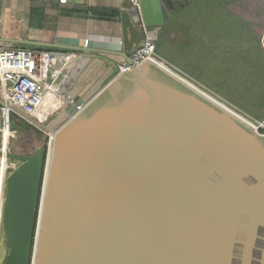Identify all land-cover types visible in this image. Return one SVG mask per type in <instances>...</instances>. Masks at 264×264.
Segmentation results:
<instances>
[{"label":"water","instance_id":"obj_1","mask_svg":"<svg viewBox=\"0 0 264 264\" xmlns=\"http://www.w3.org/2000/svg\"><path fill=\"white\" fill-rule=\"evenodd\" d=\"M141 9L157 34L174 10L165 0ZM86 57L43 122L24 117L47 145L0 148L21 162L5 180L2 264H264V120L150 59L125 73L108 63L93 95L71 98Z\"/></svg>","mask_w":264,"mask_h":264},{"label":"crops","instance_id":"obj_2","mask_svg":"<svg viewBox=\"0 0 264 264\" xmlns=\"http://www.w3.org/2000/svg\"><path fill=\"white\" fill-rule=\"evenodd\" d=\"M130 13L128 0H66L65 3L61 0H0V48L17 47L15 41H31L102 51L100 55L73 54L71 58L51 54L55 62L53 71L63 74L56 93L62 90L77 60L89 55L86 57L89 61L69 94L71 98L86 99L95 93L110 72L106 64L120 66L126 62V55L131 59L135 49L142 45L144 36ZM175 27L177 24L173 23L159 29L157 36H164ZM57 97L55 103L61 99ZM1 128L0 112V148L7 135V131L2 134ZM5 164L6 158L3 169Z\"/></svg>","mask_w":264,"mask_h":264},{"label":"rangeland","instance_id":"obj_3","mask_svg":"<svg viewBox=\"0 0 264 264\" xmlns=\"http://www.w3.org/2000/svg\"><path fill=\"white\" fill-rule=\"evenodd\" d=\"M227 8L244 22L232 17L231 33L236 34V42L227 33L229 18L211 14L204 25L190 28V36L176 27L157 36L156 52L168 65L189 74L248 115L264 120V0H233ZM223 19L225 28L220 22ZM52 108L50 105L45 115ZM12 122L18 131L10 139V150L30 154L47 145L45 136L35 128L27 129L23 118L13 116ZM259 132L263 134L264 128Z\"/></svg>","mask_w":264,"mask_h":264},{"label":"built area","instance_id":"obj_4","mask_svg":"<svg viewBox=\"0 0 264 264\" xmlns=\"http://www.w3.org/2000/svg\"><path fill=\"white\" fill-rule=\"evenodd\" d=\"M61 1L65 3L66 0ZM128 2L130 11L136 13L132 18L134 24L141 30L144 40L142 45L135 49L130 63L125 62L119 66L120 73L141 66L147 59L169 69L170 65H167L157 55V32L145 24L141 0H128ZM53 60L52 55L46 51L24 50L17 47L0 48V112L3 135L6 130L12 137L16 135L17 130L12 128L13 116L23 118L24 121H26L24 117L34 118L41 122L46 119V117L42 119L41 108L47 96H50L56 88L53 86L56 79L54 77L55 72L53 65L50 66V62L53 63ZM82 109V107H78L77 111ZM263 128L264 125H260L259 130H263ZM15 167L16 165H11L8 161L3 169L0 158V264H2L7 252L3 230L5 180ZM2 247H4L3 251Z\"/></svg>","mask_w":264,"mask_h":264},{"label":"flooded vegetation","instance_id":"obj_5","mask_svg":"<svg viewBox=\"0 0 264 264\" xmlns=\"http://www.w3.org/2000/svg\"><path fill=\"white\" fill-rule=\"evenodd\" d=\"M165 1L168 2L174 10L171 14L170 21L160 29L166 28L168 26H171L173 23H176L177 28L182 29V31L186 33V36L187 35L190 36V30H191L190 28L197 25V23L204 25L206 22H208V18L211 14L220 17L222 16L228 17L229 21L231 22L229 30L232 31H233V29H231L232 17L234 16L236 20L239 22L242 21L241 17H239V15L236 12L234 13L230 8L229 9L227 8V5L231 4L233 0H165ZM220 22H222L225 28V20L223 19ZM189 23H192V26H189L188 25ZM161 34L163 35L164 31H162ZM233 42H236V40L234 39ZM186 75L191 77L189 74Z\"/></svg>","mask_w":264,"mask_h":264},{"label":"bare ground","instance_id":"obj_6","mask_svg":"<svg viewBox=\"0 0 264 264\" xmlns=\"http://www.w3.org/2000/svg\"><path fill=\"white\" fill-rule=\"evenodd\" d=\"M54 64H55V62H50V66L51 65H53L54 66ZM160 64H162V63H160ZM164 65V64H163ZM159 66H161V67H163V68H165V69H167L166 67H164V66H162V65H159ZM169 70V69H168ZM63 74H62V72H57V73H55V76L54 77H56V80H57V78H60L61 77V79L63 78V76H62ZM62 81V80H61ZM53 86L54 87H58V85L57 84H53ZM56 90H53L52 91V94H50V96H47V98H46V101L43 103V105H42V108H41V111H42V116L43 115H45V111L47 110V108L50 106V105H53V108H52V110H51V112L50 113H48V114H46L43 118H45V117H47V116H49L54 110H55V108H56V106H58L59 105V103H55L56 101H57V96H58V94H56V92H55ZM203 93H205V94H207L206 92H203ZM57 95V96H56ZM214 98V97H213ZM216 101H218L216 98H214ZM222 106H224L225 107V104H223L222 102H220V101H218ZM228 108V107H227ZM42 118V119H43ZM39 122H41V121H39ZM251 124H254L253 122H251ZM7 131V135H6V137H4V144H3V147H2V149H4V151L6 150L7 152L10 150V146H9V144H10V137H12L11 135H10V133H9V131L8 130H6ZM3 159H5V157H3V158H1V161H2V168H3ZM8 162V160L6 159V163ZM15 162H17V165L16 166H18L21 162L20 161H17V160H15Z\"/></svg>","mask_w":264,"mask_h":264},{"label":"trees","instance_id":"obj_7","mask_svg":"<svg viewBox=\"0 0 264 264\" xmlns=\"http://www.w3.org/2000/svg\"><path fill=\"white\" fill-rule=\"evenodd\" d=\"M231 32H233L232 30H228V34H229V37L230 36H233V41H234V39H235V33H234V35H232V33ZM239 56H241V53H240V55ZM253 102H255L256 103V99L255 98H253ZM25 122V127L27 128V129H30V127H32V128H35V127H33L30 123H28V122H26V121H24ZM36 129V128H35ZM16 130V129H15Z\"/></svg>","mask_w":264,"mask_h":264}]
</instances>
